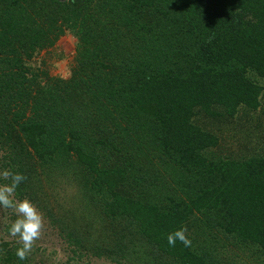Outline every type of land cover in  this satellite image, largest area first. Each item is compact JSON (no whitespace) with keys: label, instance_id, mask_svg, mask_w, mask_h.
<instances>
[{"label":"trees","instance_id":"trees-1","mask_svg":"<svg viewBox=\"0 0 264 264\" xmlns=\"http://www.w3.org/2000/svg\"><path fill=\"white\" fill-rule=\"evenodd\" d=\"M67 32L68 77L34 63ZM260 78L264 0H0V170L73 264H264V152L220 135ZM15 218L0 208V264H49L16 256Z\"/></svg>","mask_w":264,"mask_h":264},{"label":"rangeland","instance_id":"rangeland-1","mask_svg":"<svg viewBox=\"0 0 264 264\" xmlns=\"http://www.w3.org/2000/svg\"><path fill=\"white\" fill-rule=\"evenodd\" d=\"M76 44V37L67 32L57 41L54 47L41 51L36 56L34 63H40L44 60L53 75L68 77L76 64ZM259 81L264 86V78H260ZM246 112L249 111L241 109L233 120L234 124L230 122L221 125V145L224 152L234 153V156H239L242 153L248 155L255 150L264 152V90L259 108L256 111H250V114H246ZM258 124H260L259 127ZM67 191L70 193L71 188L69 187ZM7 216H10V214ZM43 216L44 227L41 236L34 241L32 248L35 252V261L38 262V258L42 257L46 258L49 264H73V261L69 259L70 248L59 236L57 229L51 225L49 218ZM5 238L18 240L17 237L7 235ZM79 264L119 263L105 257H92L83 259Z\"/></svg>","mask_w":264,"mask_h":264},{"label":"clouds","instance_id":"clouds-1","mask_svg":"<svg viewBox=\"0 0 264 264\" xmlns=\"http://www.w3.org/2000/svg\"><path fill=\"white\" fill-rule=\"evenodd\" d=\"M26 179L22 172L10 169L0 170V208L11 210L16 217L8 225V235L17 237L18 242L21 243V247L16 250V256L20 260L26 259L44 227L43 213L36 204L28 198H16V190ZM186 232V227L170 232L167 236L168 244L174 247L176 242L180 241L185 247L190 246L191 239Z\"/></svg>","mask_w":264,"mask_h":264}]
</instances>
